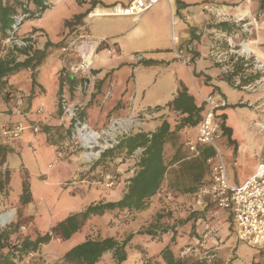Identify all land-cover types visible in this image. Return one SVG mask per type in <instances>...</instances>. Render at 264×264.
Masks as SVG:
<instances>
[{
    "label": "crops",
    "instance_id": "crops-1",
    "mask_svg": "<svg viewBox=\"0 0 264 264\" xmlns=\"http://www.w3.org/2000/svg\"><path fill=\"white\" fill-rule=\"evenodd\" d=\"M85 1L80 0L79 2L80 7L83 9L80 13L88 9L92 2L95 4L94 8L99 9V7H110L117 3L128 4L131 0H87L88 5L84 3ZM85 4L86 6L82 7ZM204 6L215 7L226 15L243 16V14H247L255 20L254 27L251 26V31L245 34L230 23L215 24L213 16L203 10ZM103 18L99 16L92 19H94V22H99ZM115 18L119 22L115 26L99 28L97 23L96 26H92L91 23L90 30L87 29V31L85 30L87 33L80 34L82 36L88 35L93 41L94 44L91 45V49L95 44L104 41L103 46L111 47L115 50L113 55L107 56L102 48L97 49L98 56L93 65L90 93L88 96L89 101L83 111V114H85L84 119L89 127L94 130L102 129L111 116L142 115L144 117V123L141 127L142 132L150 133L154 132L164 120H168L170 124H174V121H171L173 120L172 115H174V112L169 110L166 104L171 102L183 90L190 96H193L196 105L203 103L204 110L203 97L214 95L216 99L224 98L227 105L223 109L231 106L232 111L236 114V112H242L239 107L246 106L251 110V113H254V117L252 116V118H249V116L241 117L238 132L241 135L243 131L245 136H240V140H238L235 129L227 124V115H223L225 120L219 116L218 111L223 109H219L216 112V117L221 122L220 127H222L220 137L217 140H220L223 136L232 145L229 172L226 167L227 162L220 155L225 166L227 181L233 185H241L247 181L253 175L256 164L264 159L263 144L258 143V147L255 150H246L253 143L251 142L252 135L258 139V142L260 140L258 137L264 136V131L260 133L255 126V124L264 120V111H256L250 108L251 105L253 106L263 101L262 93L243 92L234 87L230 77H225L221 73L219 66L211 60L209 52L212 44L215 42L212 29H217L232 37L235 42L246 39L247 46L252 50V54L259 62L264 64V0H161L159 4L147 10L138 21L132 18ZM173 38H176L177 41L174 42ZM222 46L225 47V44L222 43ZM87 50L90 49L88 48ZM180 53L189 58L187 64L181 58H177L176 55ZM70 58L76 60L75 57ZM62 67L67 77L74 79V85L65 83L61 87L56 74L52 95H48V91L40 84H38L39 89L35 92L29 87L25 89L26 93L24 94L20 90V85H13L12 87L6 79L5 85L0 87V129L19 125L22 128V134L18 139L10 140L13 141L14 145H6L5 143L9 141L2 140L1 138L0 144L11 148L10 151H15V146L18 144L23 145V142L32 143L34 147L40 148V139L45 134L54 139L56 136H58L57 138L64 137L63 131L66 133L67 130L64 129L66 126L62 124L60 115H58V92L61 88L64 98L69 103L75 99H83V94L76 88L78 82L75 76H72L68 68L64 67V63ZM24 71L29 77V83H31L30 74L27 69ZM121 71H125L124 79L120 83H117L119 86L112 84L110 80ZM159 77H166L168 85L165 90L163 89L162 92H158L157 95L156 92L150 91L152 90V86L157 83V78ZM185 78L190 83V88L183 87V82L186 81ZM195 78L198 79V83H196ZM252 78L250 77L249 81H252ZM11 89L18 90L21 97H23L26 110H24L22 115L17 113L15 102L10 98L11 95L9 96L8 94ZM115 90H117L116 99L112 101ZM148 95L151 99H149ZM41 101H44L47 107H51V110H46V113L50 117L48 115H41L39 117L43 128L40 129L38 135L34 136L30 130L31 122L34 119L32 110L40 106ZM156 108H159V110L153 112L152 110ZM225 111L229 112V110ZM44 127L47 128L45 134ZM196 129L197 126L194 128H182L178 132L176 140L166 143L164 148L167 151L166 155L170 153L173 155L175 152L181 151L183 148V141L181 140L185 139L184 131L189 130V136L193 140L196 135ZM44 144L43 149L46 152L50 149V154L53 155V158H57V160H55L54 165L49 164L46 167L40 168L39 176L43 180H41L39 188L41 191L46 189L55 195L58 192V187L63 184L64 179L62 178H69L72 189L69 192L70 196L68 198L74 202L72 213H82L92 203L119 200L125 189V184H127L128 179L131 178L135 170L133 166L129 168L130 161L126 159L125 163H121L117 167V171H120L121 175H119V183H117L116 187L111 190L103 189V187L95 185L90 181L88 174H91L92 171L88 165L82 164L76 153L70 154V152L57 150L55 146L49 143L44 142ZM184 144L186 145V143ZM171 148H174L172 152H170ZM206 148L211 149V147L203 145L199 148L200 152ZM245 153H247V157ZM198 158L199 156L192 159L197 160ZM246 158L253 160L252 165L247 170L244 178L240 180L233 174L231 168L236 165L239 159L244 162ZM177 164L175 163L167 169L160 189L156 195L149 199L146 205L148 209L146 211H136L134 217L127 223H124L128 226H134V228L127 229L126 233L121 236L113 237L115 240L121 241L124 236L133 235L131 245L127 248L125 264H145L146 259L152 257L148 255L142 256L145 253L146 246L149 243L153 244L156 242H162L163 244L158 251L159 254L164 245L170 243L169 247L176 258L184 256L189 248L186 245L198 241L196 235L190 234V228L193 224L196 226V233L203 231L206 227L214 230L215 236L223 243L218 252L223 262L229 261V264H250L252 261L259 260L260 254L258 251L253 250V252L250 250L251 248L234 243L233 222L230 211L219 209L217 206L214 207L208 203L206 198L199 199L196 194L197 191L191 190V188L195 187L197 189L201 184L209 183V173L205 172L203 174L204 178L199 180L198 183L175 187L174 182L182 176L180 175V167H176ZM203 168H206V164L203 165ZM118 189L119 191H116ZM161 191L173 193L174 202L167 207L174 210L175 215L178 210L191 209L192 207V211L196 212L198 216L197 218L186 220L184 226L175 228L177 234L175 236L176 240L173 243L170 240L171 232L154 239H150L146 235L137 234L138 231L149 226L143 224L142 214L150 215L153 212L152 216H154L161 209L159 208V201L165 200L161 195ZM10 207H13V209H9L15 211L14 206ZM131 212L122 210V213L129 214ZM14 214L16 215V212ZM185 218L187 216L183 219H176L174 222L173 218H170L169 224H177L178 220H184ZM137 220H140V222H137ZM84 224L79 229V232L83 231ZM45 227L48 230L52 228V225L46 224ZM90 231L91 234L89 233L81 243L89 238L105 239L101 237L99 230L96 228H90ZM65 240L61 239L57 243H51L47 240L45 243L40 244L39 252L46 264H55L56 260L59 259L62 264H69L64 261L63 255L80 243L64 247ZM233 252L235 258L231 262L228 260V257ZM107 257L112 258L110 252H106L100 261H105ZM162 261H159L161 262L160 264H163Z\"/></svg>",
    "mask_w": 264,
    "mask_h": 264
},
{
    "label": "rangeland",
    "instance_id": "rangeland-1",
    "mask_svg": "<svg viewBox=\"0 0 264 264\" xmlns=\"http://www.w3.org/2000/svg\"><path fill=\"white\" fill-rule=\"evenodd\" d=\"M79 2H80V0H47V2H45V3L49 4V6H46V7H48L47 10H45V12H43V13H40V15L36 18H33V19L29 18L28 20L24 19V21L21 23L19 29L17 30V32L14 35H16L17 39L20 40V39H22V36H27L33 29H39V31H37L36 33L31 35V36H33V39L30 42L32 47L41 48V46H43L46 42H49L51 44L59 42L63 36L62 32L65 31V28H64L65 22H67V20H71V18H73V16L75 14H78V13L82 12V10H83L80 7ZM84 3L87 4L88 3L87 0ZM92 3H90V6L92 5ZM86 4L83 5L82 7H85ZM93 10H91V11H93ZM91 23H92V26L93 25L96 26V23H97L99 28L100 27L106 28V26H113V25L115 26L119 22L117 21L116 18H113V17H104L99 22H97V21L94 22V19L88 18L86 15V17L83 19V25L78 27V30H80V33H82V34L87 33V32H85V30L87 31V29H89L91 27ZM3 46H6L8 48L14 47V46H10L7 44H5ZM60 49L61 48H53L52 52L37 67L36 71L32 70L31 68H30V70H28V68H27V71L30 74V78H31V76H34V80H35L34 84L29 83V77L27 76V74L25 73L24 70H21V72H18V73H15V74L9 76L7 78L8 84H10V86H12V87H13V85L14 86L20 85V90L24 94L26 93L25 89H27L29 87H31V89L34 90V92H35L36 90L39 89L38 84H40L44 87L45 90L48 91V95H52L53 88L55 85L54 82L56 79V74L59 78L60 71L63 70L62 60L65 57H64V54L60 51ZM100 51H102V50H100ZM66 59H69V57ZM36 73H37V75H36ZM124 77H125V71L118 72L115 76H113V78H112V80H110V82H112V84H114V85L115 84L117 85V83H120L121 80L124 79ZM157 80H158L157 83L152 86V90L150 92H156L158 95V92H162L163 89L165 90V88L168 85V80H166V77L165 78L159 77V78H157ZM185 80H186V78H185ZM195 81H196V83H198V79H196ZM117 86H119V85H117ZM183 87H189L190 88V83H188L187 80L184 81ZM233 89H234V91H236L235 88H233ZM208 90H210V88H208ZM15 92H19V91L16 89H11V92H10L11 96L9 93L10 98L13 100H14V93ZM116 93H117V90H115V95H113L112 101L116 99ZM216 93H219V92H216ZM148 97H149V95H148ZM149 99H151V98L149 97ZM21 100H22L21 105L16 106V104H15V108L17 110V113H19L20 115H22L24 110H26V107H24L23 97H21ZM14 102H15V100H14ZM40 104H41L40 106H38L32 110V114L34 116V119L31 122L30 130L34 136L38 135L39 133H34V131H32L33 126L37 122V126L39 127L38 131L40 132L41 122L39 120L40 119L39 117H41V115H48L46 113L47 109L51 110V107L50 106L47 107L46 103L44 101H41ZM256 105L257 104H254L253 106L251 105L250 108L253 110L259 111L258 109H255ZM39 107H42L43 111L41 113L37 114L36 110ZM239 109L242 110V112L241 111L236 112V114L234 113V111H232L231 106H229L228 108L223 109L221 111H218L220 118H222L223 120H225V117L223 115H225V114L227 115V120H226L227 124L229 126H232L235 129L236 136H237L238 140H240V136H242V135L245 136L243 131H242L241 135H239V132H238V127H239L238 125H239V123H241V117L242 116H244V117L249 116V118H252V116L254 115V113H251V110H249V108L246 106H241V107H239ZM62 110L63 109L61 108V112L58 113V115H60L61 121H62V117H63ZM84 110H85V108H84ZM225 110H229V112L225 111ZM48 116L50 117V115H48ZM81 116H82V114H81ZM127 116H130V115H127ZM127 116H124V117H127ZM172 116H173V118H172L173 120H171V121L178 123L179 119L174 117V115H172ZM111 117H113V116H111ZM111 117H109V118H111ZM118 117H120V116H118ZM109 118H108V120H109ZM142 118H143V122H142V125H143L144 117L142 116ZM83 119H84V117H83ZM108 120H107V122H108ZM67 122L68 121H66V120H65V122L62 121V124H64L66 127L65 128L62 126L61 127L64 128L65 130H70L72 133V130H71L72 126L67 125L68 124ZM107 122H106V124H107ZM142 125H141V127H142ZM141 127L139 128V130L137 132L142 131ZM44 134H45V132H44ZM183 134L185 136V137L183 136L185 139L181 140V141H183V143L181 142L183 144V148L179 153V157L181 158L182 161L176 165V167H180V175H182V176H180L174 182L175 187H182L184 185H189V184L195 183L193 181L192 175H189V174L185 173V171H183V167H184L183 165L185 162H188V161L190 162V161L195 160L192 158H188V155H189L188 150H187L186 145L184 144L185 142L190 141L192 139V137L189 136L190 131L189 130L184 131ZM45 136L47 137V135L45 134L40 139V148H38L37 146H36L37 147L36 148L33 146L32 143H27V142H23V145L18 144L17 146H15V148H16L15 151H10L11 148H9L8 146H5V147H8L9 149L7 152V161L3 165V168H2L3 171H5L4 168L8 171L9 183H8V187L6 189L7 196H5V195L0 196V213L9 212V211H11L13 213L16 212V215L14 214L12 221L18 223L20 225V227H25V230L19 229L20 232L25 233V235H27L32 240H34L37 236H42V235L47 236V233H46L47 230L45 227L46 224L52 225V228L55 229L59 223L65 221L67 218L73 216V214H76L74 212L72 213V211L74 209L73 208L74 202H73V200L68 198V196H70L69 192L72 189V186L70 184L71 180L69 178H67V177L62 178V179H64L63 184H61L58 187V192H56L55 195H53L51 192L47 191L46 189L41 191V189L39 188L41 180H43L39 176L40 168L46 167L49 164L54 165L55 160H57V158L56 159L53 158V155L50 154V149L47 152H46V150L43 149V146L45 145L44 142L52 145V143H50V141H47V138L45 139ZM63 136H64L63 138H57L58 136H56L54 139V140L59 141L58 145L55 144V147L57 148V150L70 152V154L76 153L77 157H79L82 164L86 165V166L88 165L90 167V170L92 171L91 174H88L90 181L95 185L103 187V189L105 187L103 185L97 183V181L100 179L99 178L100 173L108 172V173L115 175V177H117V182H116V185H117V183H119V178H120L119 175H121V172L117 171V167L119 166V164L125 163L126 159H127L130 161L129 168L131 166H133V167L135 166V160L131 157H126L125 155H122L119 158H113V159L106 157L102 161L101 160L102 155L105 152L110 151L111 149L105 151L98 160H95L91 163H85L82 160L83 159L82 154H81L82 150L79 148H72V146H70L71 145V138H70V136H66L65 131H63ZM0 138L2 140H5L2 138L1 135H0ZM258 138L260 139L259 142H258V139H256V137H254L252 135L251 136V139H252L251 142H253V143H252V145L250 144L249 148H246V150L252 151L253 149L254 150L257 149L258 143H261L264 145V136H262V137L259 136ZM54 140H52V141L55 142ZM5 141H7V140H5ZM8 141L9 142L5 143L6 145L7 144L10 146L14 145L13 141H10V140H8ZM21 142H22V139H21ZM215 143L217 145V149H218L219 154L221 155L223 160H225L227 162L226 167H227V170L229 172L230 161H231V155L230 154H231L232 145L223 136L220 138V140H216ZM0 145L4 146L2 144H0ZM201 147L202 146H199V148H201ZM173 149L174 148H171L170 152H172ZM43 151H45V152H43ZM245 154L247 157V153H245ZM171 155H172V153H170L168 155V157H170ZM248 155H249V153H248ZM131 161H133V162H131ZM252 161H253L252 159L246 158V161L242 162L241 159H239L238 162L236 163V165L233 168H231V170L233 171V174H235L238 177V179L242 180L244 178V176L246 175L247 170H249L251 168ZM24 184L27 185V190L23 193L22 189H23ZM116 185L113 188H109V189L110 190L114 189L116 187ZM105 189L108 190V188H105ZM116 191H119V189ZM161 199H159V200H161ZM110 201H112V200H110ZM105 202H109V200H106ZM172 202H174V196H173V199H171V200L159 201V205H160L159 208H161V209H159V212L166 214L164 224H169L170 218H173L172 220L174 222V221H176V219H183L185 216H188V214L190 212H193L192 207H191V209L185 208L184 210H178V211H176L177 214L175 215L174 214L175 211L168 208ZM147 203H148V201H147ZM147 203H146V205H147ZM146 205L143 209L145 211L148 209V208H146ZM10 206H14L15 211L9 209V208L13 209V207H10ZM7 208L9 210H7ZM166 210H168L167 211L168 215L166 213ZM158 213H156V214H158ZM134 214H135V211H132L131 213L128 214V213H122L121 210L120 211L113 210V211H107L102 215H93V216L89 217V219L86 220V223L84 224L83 231L79 232V230H76L75 232H73V234H71L69 236V238L64 241L65 243L63 244V246L68 247L70 245L73 246V244L81 243L85 239V237L87 235H89V233L91 232L90 228H96L97 230H99V234L101 235V237H104V238L105 237L121 236L124 233H126L127 229L129 230L130 228H134V226H128V225L124 224V223H127L128 221H130L134 217ZM153 214H154L153 212L150 215L142 214V221H143L144 225H150V224L153 225V223L155 221L154 218L156 215L155 214L154 216H152ZM138 221L140 222V220H137V222ZM193 228H194L193 234L197 236L196 239L198 241H195V243H191L189 245H186V246H189V248H188V251L185 252L184 256H182L181 263L182 264H229V261L223 262L222 259L219 257L218 252L220 251L223 243L220 241V239L218 237L215 236L214 230H211V232H210L209 228H204L203 231L196 233V231H195L196 226L194 225ZM79 229H81V228H79ZM42 231H45V232H42ZM45 242H43V243H45ZM168 245L166 244V245H164V247H166ZM162 246H163L162 242L161 243L156 242L153 244L149 243V244H147L145 253L142 256H147V255L150 257L152 256L151 259L153 261L154 260L157 261V263L154 262V264H160L161 262H159V261L162 260V256L158 253V251ZM174 246H176V245H174ZM174 246H173V248H174ZM177 247H178V245H177ZM250 250L253 251L254 249H250ZM230 254H231V256L228 257V260H230L232 262L233 259L235 258V254H234V252L230 253ZM114 263L115 262L113 261L112 258L107 257V259L105 261H99L96 264H114ZM162 263H163V261H162ZM55 264H62V263L60 262V259H59L58 261L56 260ZM122 264H125V261H123Z\"/></svg>",
    "mask_w": 264,
    "mask_h": 264
},
{
    "label": "built area",
    "instance_id": "built-area-1",
    "mask_svg": "<svg viewBox=\"0 0 264 264\" xmlns=\"http://www.w3.org/2000/svg\"><path fill=\"white\" fill-rule=\"evenodd\" d=\"M160 2L161 0H131L128 4L117 3L110 7H99L102 10L99 16L132 18L138 21L147 10ZM44 4L49 6L47 3ZM203 10L213 16L215 24L230 23L245 34L251 31V26L254 27L255 20L247 14H243V16L226 15L212 6H204ZM39 15L40 13L36 12L34 17L36 18ZM90 15L91 12L87 14V17L95 18ZM28 16V14H22L12 17L14 23L8 32L9 37L4 40L3 45L7 44L18 48L27 46V41L18 40L13 35ZM212 31L215 42L209 52L211 60L219 66L225 77H230L233 86L237 89L243 92L262 93L263 101L260 104L258 103L255 109L264 111V64L259 62L252 54V50L247 46L246 39L235 42L225 32L217 29H212ZM173 41L176 42L177 39L173 38ZM101 43H104V41L95 44L91 49V45L94 43L90 37L79 35L60 49L65 57L62 60L64 67H67L71 75L75 76L78 82L76 88L83 94V99H75L70 103L62 98V121L65 122L66 120L68 121L67 125L72 126L70 146L82 150V160L85 163L98 160L105 151L117 146L121 139L137 132L143 122L141 115L111 117L102 129L94 130L89 127L81 116L89 101L93 65L97 59V49ZM222 43L225 44V47L222 46ZM88 48L90 50H87ZM100 48L104 49L107 56L115 53V50L111 47L103 46ZM68 56L69 59H66ZM176 56L186 64L189 62V58L181 53ZM70 57H75L76 60ZM250 77L257 78L249 81ZM14 100L16 106L22 104L19 92L14 93ZM203 102L205 112L197 125L196 135L193 140L185 142L189 154L188 158L198 157L200 154L199 146L203 145L211 147L214 156L207 159V163L211 165L210 181L199 185L196 194L199 199L206 198L208 203L214 207L217 206L219 209L230 211L233 222L234 243L258 251L260 259L252 261L250 264H264V159L256 164L253 175L243 184H229L223 160L215 143L222 130L216 112L226 107L227 102L224 98L216 99L214 95L203 97ZM42 111V107L36 110L37 114ZM255 126L262 133L264 131V120L255 124ZM38 130L39 127L36 122L32 131L39 133ZM21 134L22 128L19 125L0 129V135L5 140L18 139ZM99 178L97 183L108 189L113 188L117 182V177L108 172L100 173ZM161 195L167 201L173 199V193L170 191H161ZM13 217L14 213L11 211L0 213V228L9 224ZM20 229L25 230V227H20ZM209 231L211 232V229ZM47 235L48 241L51 243H57L62 239L59 231L55 232L52 229L47 230ZM39 246L36 249L28 250L18 264H46L39 252Z\"/></svg>",
    "mask_w": 264,
    "mask_h": 264
},
{
    "label": "trees",
    "instance_id": "trees-1",
    "mask_svg": "<svg viewBox=\"0 0 264 264\" xmlns=\"http://www.w3.org/2000/svg\"><path fill=\"white\" fill-rule=\"evenodd\" d=\"M47 0H0V87L5 85L6 79L21 70L31 68L36 71L37 67L43 60L52 52L53 48H62L66 46L72 39L78 37L81 33L78 27L83 25V19L94 9L93 3L83 13L76 14L67 20L64 24L65 31L62 32V38L59 42H46L41 48H34L30 44L33 39L32 34L39 31L33 29L27 36H22V40L27 41V46L20 48L14 46L8 48L3 46L4 40L9 37V31L14 23L12 17L28 14L26 20L35 18L36 12L43 13L48 7L44 4ZM94 11V10H93ZM91 11V13L93 12ZM17 38L16 35H13ZM103 43L100 44V47ZM99 47V48H100ZM257 77H253L255 79ZM59 83L62 87L65 83L74 85V79L67 77L64 69L60 71ZM31 84H34V76H31ZM11 91H9L10 93ZM8 93V94H9ZM11 95V93H10ZM63 93L60 88L58 92V113L61 112L63 106ZM65 99V98H64ZM166 107L174 112V117L178 118V123L170 124L168 120H164L154 132L145 133L142 131L136 132L119 141L116 147L102 155L101 160L106 157L119 158L122 155L131 157L135 160V170L122 192L119 200L109 202H96L90 204L84 212L73 214L65 221L59 223L52 231H59L62 239H67L73 232L79 230L89 217L93 215H102L107 211L113 210H128L140 211L143 210L147 201L152 196L157 194L161 184L164 181L167 169L182 161L178 156L180 150L168 157L167 151L164 150L166 143L173 142L178 137V132L184 127L194 128L198 125L204 114L203 103L196 105L193 96H190L186 91L179 92L176 97L166 104ZM159 108L153 109L156 112ZM82 112V117L85 114ZM41 128H43L41 126ZM45 128V127H44ZM71 128V127H70ZM47 128L44 129L46 133ZM71 131L67 130L66 136H70ZM47 136V141H50L55 146L59 144L58 140ZM8 147L0 145V196H7L6 189L9 183L8 171L3 165L6 162ZM214 155V151L206 148L200 152L199 158L194 161L184 163L183 171L192 175L193 181L198 183L204 178L203 174L210 173L211 165L206 162L208 158ZM206 164V168L203 165ZM200 165V166H199ZM199 187V186H198ZM197 187V188H198ZM27 190V185H23L22 192ZM191 190H197L191 188ZM7 210H9L7 208ZM168 215V212H166ZM166 214L158 213L155 215L153 225L138 231L137 234L146 235L150 239H154L163 234L171 232L170 240L175 242L177 234L176 227L184 226L185 221L191 218H197L196 212H190L184 220H178L177 224H164ZM20 225L10 221L9 224L0 228V264H18L28 250L36 249L40 244L48 240V235L37 236L34 240L30 239L25 233L20 232ZM194 225L190 228V234H193ZM133 235L129 234L121 241L115 240L113 237H105V239L89 238L83 243H80L70 249L63 255L64 261L69 264H95L101 260L106 252H110L114 264H122L127 259V248L131 245ZM182 248V247H181ZM160 255L164 264H182V257L176 258L168 246L164 247ZM151 258L146 259L145 264H154Z\"/></svg>",
    "mask_w": 264,
    "mask_h": 264
},
{
    "label": "bare ground",
    "instance_id": "bare-ground-1",
    "mask_svg": "<svg viewBox=\"0 0 264 264\" xmlns=\"http://www.w3.org/2000/svg\"><path fill=\"white\" fill-rule=\"evenodd\" d=\"M102 12L101 8L94 10L90 16L99 17L100 13ZM4 219V218H3Z\"/></svg>",
    "mask_w": 264,
    "mask_h": 264
}]
</instances>
